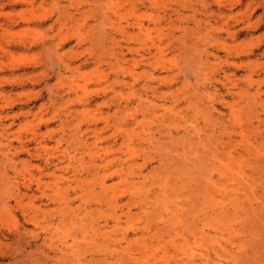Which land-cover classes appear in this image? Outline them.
<instances>
[{
  "label": "rangeland",
  "instance_id": "1",
  "mask_svg": "<svg viewBox=\"0 0 264 264\" xmlns=\"http://www.w3.org/2000/svg\"><path fill=\"white\" fill-rule=\"evenodd\" d=\"M263 159L264 0H0V264H264Z\"/></svg>",
  "mask_w": 264,
  "mask_h": 264
},
{
  "label": "bare ground",
  "instance_id": "2",
  "mask_svg": "<svg viewBox=\"0 0 264 264\" xmlns=\"http://www.w3.org/2000/svg\"><path fill=\"white\" fill-rule=\"evenodd\" d=\"M152 137V136H151ZM153 143V142H152ZM264 160V159H263ZM201 172V171H200ZM212 198V197H211ZM156 212V211H155ZM155 220V219H154Z\"/></svg>",
  "mask_w": 264,
  "mask_h": 264
}]
</instances>
